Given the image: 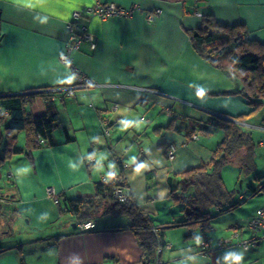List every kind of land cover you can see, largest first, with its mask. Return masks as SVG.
<instances>
[{"label": "crops", "instance_id": "1", "mask_svg": "<svg viewBox=\"0 0 264 264\" xmlns=\"http://www.w3.org/2000/svg\"><path fill=\"white\" fill-rule=\"evenodd\" d=\"M95 3L138 5L140 11L131 18L80 20L95 35L96 49L83 44L70 58L73 68L96 86L67 94L75 73L59 56L69 39L68 20L73 11ZM156 10L160 14L148 22ZM207 14L227 25L244 26L251 40L264 45V0H0V110L8 116L22 108L20 95L55 90L61 124L52 144L33 150L29 159L19 153L7 163L8 182L0 184V213L7 217L0 230V264L141 261L128 218L97 216L89 219L95 230L80 232L81 221L70 211L72 202L91 201L96 185L110 173L117 176L120 164L127 192L154 226L182 220L183 208L172 201L171 192L179 188L182 173L211 160L224 137L216 130L192 140L185 128L251 111L234 94L241 83L192 46L187 32L200 27ZM115 104L116 112L111 109ZM103 119L110 122L109 136L102 133ZM263 119L257 115L240 126L246 133L251 128L264 132ZM172 120L180 131L165 129ZM17 141L22 149L24 133L17 134ZM170 143L178 147L173 161L165 152ZM258 185L247 178L244 199L231 200L235 208L224 213L211 209L205 233L198 226L165 230L163 264H264V237L254 247L240 245L254 237L247 224L264 204V193L251 196L250 187ZM48 188L63 198L62 204L48 197ZM236 227L240 237L220 248L219 241Z\"/></svg>", "mask_w": 264, "mask_h": 264}, {"label": "trees", "instance_id": "2", "mask_svg": "<svg viewBox=\"0 0 264 264\" xmlns=\"http://www.w3.org/2000/svg\"><path fill=\"white\" fill-rule=\"evenodd\" d=\"M187 33L195 52L201 58L241 83V90L234 94L241 95L251 111L236 117L212 118L204 127L185 128V135L190 139L193 135L208 137L216 130L223 131L224 137L213 151L211 160L182 173L179 188L171 192L172 201L183 208L182 220L154 226L136 206L129 193L126 202L116 201L113 198L115 187L120 186L126 190L122 164L117 176L111 173L107 181L96 185L91 201L80 199L70 203V211L81 222L97 216L128 218L142 250V259L150 261L155 258L156 249L165 244L162 241L165 230L198 226L205 233L212 219L211 209L217 208L219 213H224L237 206V203L231 204L233 195L226 190L221 177L225 165L236 161L239 167L250 171L249 174L256 166V143L251 133L243 131L240 123L256 116L264 106V45L251 40L244 26L218 22L209 14L202 16L200 27ZM55 96L45 90L25 93L19 96L22 108L11 111L8 116L2 115L4 112L0 110V167L19 153L29 159L33 150L43 147L40 139L52 144L53 133L61 125L53 101ZM26 106L29 111L25 110ZM262 123L264 125V119ZM165 129L180 131L173 120ZM18 133H24L22 149L16 145ZM262 178L254 175L253 180L259 185L257 189L250 187L251 196L264 193Z\"/></svg>", "mask_w": 264, "mask_h": 264}, {"label": "built area", "instance_id": "3", "mask_svg": "<svg viewBox=\"0 0 264 264\" xmlns=\"http://www.w3.org/2000/svg\"><path fill=\"white\" fill-rule=\"evenodd\" d=\"M140 11V7L138 5H132L128 8L119 7L114 3H95L92 6L85 7L84 9L75 10L72 12L70 19L68 20V30H69V39L59 56V61L62 65L70 67L72 69L73 65L71 62L70 54L75 51H79L83 44H87L89 50L94 51L97 45V39L95 35L90 31L89 27L81 24L80 20L83 18H98L101 21H106L111 17H119V18H131L135 13ZM160 14V10H156L154 13H151L147 16L148 22H151L154 18V15ZM201 17L200 13L196 14ZM75 73V84L71 87L65 89L67 94L72 93L73 88H91L96 86L95 83L86 77L80 71L74 69ZM52 93H57L58 91H50ZM119 108V105L115 104L112 106V111L116 112ZM2 115L6 116L5 113ZM109 126L110 122L107 119L102 120V133L106 136H109ZM198 137L196 135L192 136V140H196ZM46 141L44 139H40V144H45ZM178 151V147L174 143H170L168 148L166 149V157L169 161H173L176 158V154ZM111 177V173L110 176ZM108 178H103L102 182L107 181ZM46 193L48 197H50L56 205H60L63 203V198L58 196V194L54 191L53 188L46 189ZM113 198L118 202H126L128 199V192L117 186L114 189ZM244 199L243 194L239 196V200L242 201ZM247 227L254 233V237L248 240H241L240 245L244 248L254 247L258 241L259 237H264V204L256 211V213L249 220ZM78 229L80 232H88L96 229V223L93 220H88L85 222H81L78 224ZM240 237V228L236 227L230 237L221 239L218 243L220 248H225L228 245H231L233 241ZM164 246L158 247L156 249L155 258L150 261L147 259H142L141 261L134 264H163L161 260V255L164 250Z\"/></svg>", "mask_w": 264, "mask_h": 264}, {"label": "rangeland", "instance_id": "4", "mask_svg": "<svg viewBox=\"0 0 264 264\" xmlns=\"http://www.w3.org/2000/svg\"><path fill=\"white\" fill-rule=\"evenodd\" d=\"M260 117H264V106L261 111L257 114ZM256 115V116H257ZM254 116V117H256ZM253 118V117H252ZM249 131L253 134L256 141H264V132L260 131L256 128H251ZM17 145L19 146V142L17 141ZM254 158H255V168L254 171L249 174L250 171L246 169H242L239 167L236 161L232 162V164H227L222 168V179L227 191L232 193L233 196L239 197L243 193L248 192L246 187V180L247 178L253 179L255 173L257 175L264 176V146H259L256 144L254 148ZM10 162V161H8ZM6 162L3 166L0 167V184L4 185L8 182L7 174H8V165ZM263 180L264 178L260 179ZM240 182H242L241 188L239 187ZM236 190H239V193H236ZM248 195V194H247ZM4 207L3 204L0 205V208ZM1 212V210H0ZM4 212L0 213V230L4 228L7 223V217L4 218ZM6 216V215H5Z\"/></svg>", "mask_w": 264, "mask_h": 264}, {"label": "water", "instance_id": "5", "mask_svg": "<svg viewBox=\"0 0 264 264\" xmlns=\"http://www.w3.org/2000/svg\"><path fill=\"white\" fill-rule=\"evenodd\" d=\"M240 185H241V183H240Z\"/></svg>", "mask_w": 264, "mask_h": 264}]
</instances>
